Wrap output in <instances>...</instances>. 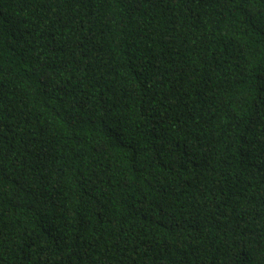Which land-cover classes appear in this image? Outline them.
Listing matches in <instances>:
<instances>
[{
  "label": "trees",
  "instance_id": "obj_1",
  "mask_svg": "<svg viewBox=\"0 0 264 264\" xmlns=\"http://www.w3.org/2000/svg\"><path fill=\"white\" fill-rule=\"evenodd\" d=\"M0 264H264V0H0Z\"/></svg>",
  "mask_w": 264,
  "mask_h": 264
}]
</instances>
